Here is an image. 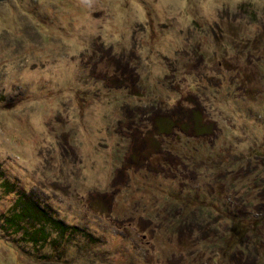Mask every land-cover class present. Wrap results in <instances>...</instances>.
Returning a JSON list of instances; mask_svg holds the SVG:
<instances>
[{"label": "rangeland", "instance_id": "374dc122", "mask_svg": "<svg viewBox=\"0 0 264 264\" xmlns=\"http://www.w3.org/2000/svg\"><path fill=\"white\" fill-rule=\"evenodd\" d=\"M20 195L65 240L0 221V264H264V0L1 2L0 216Z\"/></svg>", "mask_w": 264, "mask_h": 264}, {"label": "trees", "instance_id": "16d2710c", "mask_svg": "<svg viewBox=\"0 0 264 264\" xmlns=\"http://www.w3.org/2000/svg\"><path fill=\"white\" fill-rule=\"evenodd\" d=\"M197 118H200L199 116H197ZM172 122L174 121V123H177L176 120H171ZM199 121V120H198ZM196 126L195 123H193V121L186 122L184 123V129L186 132H189L190 130H193V128ZM157 128H160V126H158ZM194 131V130H193ZM5 185V184H4ZM25 197H22L20 195V197L17 199L19 202H16V205H21L22 201H24ZM22 206V205H21ZM20 206V210L17 212H14L12 214H4L0 216V221H1V229L3 231V233H14V235H18L20 234V239L24 240V242H26L27 244H30L31 247L34 250H38L41 248H44V246L47 243H51L53 240V243H58L60 244L63 239H64V234L65 230L67 229V226H62L61 227V232L62 233V238H57V236L55 238L52 239V234L49 233V231L47 230L46 226H51V222L48 221V216L47 213L45 212V214L43 215V219L41 218H32V220L37 224V228L34 227L30 230H28L25 225H27V221L29 220V218L31 217H27L30 211L29 206L27 205H23L22 208ZM42 221V222H41ZM254 221L252 223L249 224V222L247 221H242L239 222V224L236 226V229L233 232V236H234V240L235 243L238 247V245H243L244 239L246 238L245 235L251 230L250 227H254ZM72 229V228H71ZM71 232V231H68ZM59 234V233H57ZM69 236V235H68ZM68 236L66 237V239L68 238ZM65 240V239H64ZM232 244H234L232 242ZM235 245V246H236ZM16 247V246H15ZM15 247L12 246V248L14 249ZM20 250V248H18Z\"/></svg>", "mask_w": 264, "mask_h": 264}, {"label": "water", "instance_id": "95a60500", "mask_svg": "<svg viewBox=\"0 0 264 264\" xmlns=\"http://www.w3.org/2000/svg\"><path fill=\"white\" fill-rule=\"evenodd\" d=\"M3 1H5V0H0V3L3 2Z\"/></svg>", "mask_w": 264, "mask_h": 264}]
</instances>
